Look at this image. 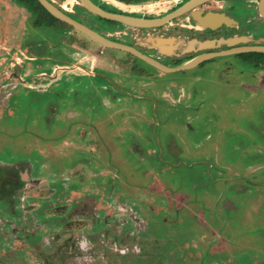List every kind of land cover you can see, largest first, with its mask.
Here are the masks:
<instances>
[{
  "label": "rangeland",
  "instance_id": "374dc122",
  "mask_svg": "<svg viewBox=\"0 0 264 264\" xmlns=\"http://www.w3.org/2000/svg\"><path fill=\"white\" fill-rule=\"evenodd\" d=\"M51 1L169 66L264 44L259 0L201 4L236 21L214 32L191 12L138 28ZM100 1L159 17L186 0ZM152 35L246 40L177 55ZM249 58L162 71L38 0H0V264H264V64Z\"/></svg>",
  "mask_w": 264,
  "mask_h": 264
},
{
  "label": "water",
  "instance_id": "95a60500",
  "mask_svg": "<svg viewBox=\"0 0 264 264\" xmlns=\"http://www.w3.org/2000/svg\"><path fill=\"white\" fill-rule=\"evenodd\" d=\"M40 4L48 11L50 12L54 17L58 18L59 20L67 23L68 25L72 26L73 28L81 31L82 33L89 36L91 39L95 40L96 42L100 43L101 45L108 47V48H117L122 49L127 52L132 53L133 55L139 57L140 59L148 62L149 64L155 66L156 68L172 72V71H179L184 69H189L192 67L197 66L202 61L207 60L209 58H212L214 56L218 55H226V54H237V53H243V52H250V51H261L264 52V44H258V45H242V46H234L228 49H224L221 51H210V52H203L200 53L193 58L187 60L186 62L177 65V66H169L166 65L159 60L143 53L139 49H137L135 46L126 44L120 41H116L113 39H110L103 34L97 32L96 30L92 29L88 25L74 19L70 15L63 12L61 9H59L56 5H54L50 0H38ZM81 5L85 7L90 12L112 21H117L129 26L133 27H156L161 26L167 22H170L173 18H176L188 11H191L192 16L196 20V22L199 25H202L206 28L215 29L222 25H230L232 23H235L236 21L228 16L226 13L221 11H213V10H207L204 11L202 9H199L198 7L209 0H187L182 5L174 9L173 11L160 16V17H153V18H146L141 16H135L130 15L126 13H119V12H112L103 9L96 3H94L92 0H79ZM258 11L259 14L264 19V0L258 1ZM161 37V36H159ZM162 38H172V37H162ZM194 39V38H193ZM196 39V38H195ZM199 40V39H198ZM240 40H246L245 36H234L229 38H217V39H211V40H205V41H212L211 45H205L201 46L199 48H205V47H213L218 46L220 44L226 43L228 45H232ZM205 42L204 40H201ZM154 46V45H153ZM156 47V46H155ZM157 48V47H156ZM158 49V48H157ZM198 49V48H196ZM193 49V50H196ZM159 50V49H158ZM192 51V50H188ZM159 52H161L159 50ZM187 52V51H185ZM184 52V53H185ZM164 53V52H161ZM167 54V53H165ZM170 54H177L180 55L182 53H170Z\"/></svg>",
  "mask_w": 264,
  "mask_h": 264
},
{
  "label": "bare ground",
  "instance_id": "6f19581e",
  "mask_svg": "<svg viewBox=\"0 0 264 264\" xmlns=\"http://www.w3.org/2000/svg\"><path fill=\"white\" fill-rule=\"evenodd\" d=\"M71 1V0H69ZM71 3V2H70ZM202 26V25H200ZM150 45L156 46L161 52L170 54V53H184L188 50H193L205 45H211L212 41H201L198 39H187V38H180V37H172V38H162L159 36H149L142 40ZM179 54V53H178Z\"/></svg>",
  "mask_w": 264,
  "mask_h": 264
},
{
  "label": "flooded vegetation",
  "instance_id": "af4514ba",
  "mask_svg": "<svg viewBox=\"0 0 264 264\" xmlns=\"http://www.w3.org/2000/svg\"><path fill=\"white\" fill-rule=\"evenodd\" d=\"M51 1V0H50ZM94 3H96L97 5H99L100 7H102L103 9H105V10H108V11H112V12H119V13H126V14H130V15H135V16H141V17H146V18H153V17H151V16H142V15H137V14H133V13H128V12H124V11H122V9H119V8H115V7H110L108 4H107V2H102V1H100V0H92ZM118 1H120V0H118ZM187 1V0H186ZM39 2V1H38ZM52 2V1H51ZM120 2H123V1H120ZM40 3V2H39ZM53 3V2H52ZM124 3H126V2H124ZM184 3V2H183ZM183 3H181L180 5H182ZM54 4V3H53ZM129 4V3H128ZM55 5V4H54ZM179 5V6H180ZM178 6V7H179ZM58 7V6H57ZM59 8V7H58ZM177 8V7H176ZM176 8H174V9H176ZM59 9H61V8H59ZM173 9V10H174ZM62 10V9H61ZM173 10H171V11H173ZM63 12H65L64 10H62ZM171 11H169V12H171ZM169 12H167V13H169ZM188 12H191V11H188ZM66 14H68L67 12H65ZM167 13H165V14H167ZM165 14H163V15H165ZM68 15H70L71 17H75V16H72L71 14H68ZM163 15H161V16H163ZM160 17V16H159ZM77 18V17H76ZM76 18H74V19H76ZM79 19V18H78ZM78 19H76V20H78ZM78 21H80V22H82V23H84L82 20H78ZM85 24V23H84ZM87 25V24H86ZM90 27V26H89ZM92 28V27H91ZM219 28V27H218ZM218 28H215L216 30L218 29ZM93 29V28H92ZM215 29H210V28H208V30L209 31H212V32H214V30ZM97 32H99V33H101L100 31H98V30H96ZM101 34H103V33H101ZM104 36H106V37H108V38H110V39H113V40H116V39H114V38H112V37H109V36H107V35H105V34H103ZM116 41H119V40H116ZM120 42H122V41H120ZM123 43H126V44H130V43H127V42H123ZM130 45H132V44H130ZM134 46V45H133ZM136 47V46H135ZM137 49H139L138 47H136ZM140 51H142L143 53H145V54H147V55H149V56H151L150 54H148L147 52H145L144 50H142V49H139ZM132 54V53H131ZM196 56V55H195ZM151 57H153V56H151ZM194 56H191L189 59H191V58H193ZM154 58V57H153ZM155 59H157V58H155ZM210 59V58H209ZM209 59H207V60H209ZM158 60V59H157ZM160 62H162L161 60H159ZM206 60H204V61H202L201 63H203V62H205ZM162 63H164V62H162ZM165 64V63H164ZM253 64V63H252ZM180 65V64H179ZM100 75H102V74H94L93 76H97V77H99L100 78V81H99V84H101L100 82H101V76ZM98 84V85H99ZM100 88V87H99ZM17 199V198H16ZM20 264H22L23 262H19ZM18 262H16L15 264H19ZM3 264H11V262H3Z\"/></svg>",
  "mask_w": 264,
  "mask_h": 264
},
{
  "label": "trees",
  "instance_id": "16d2710c",
  "mask_svg": "<svg viewBox=\"0 0 264 264\" xmlns=\"http://www.w3.org/2000/svg\"><path fill=\"white\" fill-rule=\"evenodd\" d=\"M19 1H24V0H19ZM120 1H123V2H126V3H139V2H142L144 0H120ZM76 18V17H74ZM78 19V18H76ZM79 20V19H78ZM97 20L99 22H106V23H109V24H114V25H120L121 23L117 22V21H112V20H109V19H105V18H102L100 16H97ZM239 54H242V55H249L250 58L248 59V61L252 62L255 66H259L261 64H264V52H261V51H250V52H243V53H239ZM182 61L179 60L178 63H181Z\"/></svg>",
  "mask_w": 264,
  "mask_h": 264
}]
</instances>
